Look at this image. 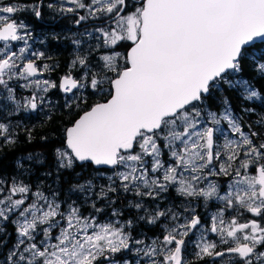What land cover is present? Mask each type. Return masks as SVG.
<instances>
[{"label": "snow or ice", "instance_id": "6c2138e0", "mask_svg": "<svg viewBox=\"0 0 264 264\" xmlns=\"http://www.w3.org/2000/svg\"><path fill=\"white\" fill-rule=\"evenodd\" d=\"M43 2L0 0V91L17 111L41 108L50 89L70 94L64 107L83 108L64 128L62 145L55 149L57 172L90 161L112 174L95 199L92 181L73 185L71 191L85 194L81 203L70 196L61 199L57 191L46 195L38 186L33 191L22 179L0 175L2 264H132L124 258L129 253L135 254V264L145 257V264H186L189 234L202 225V218L187 207L150 209L143 202L145 197L156 201L170 189L222 205L201 232L196 259L230 254L240 264H253V259L264 264V251L258 248H264V128L249 126L246 131L227 96H222L218 112L207 104L224 87L246 100L261 95L240 73L248 62L264 77V52L252 51L257 41L264 43V0L48 3L61 14L76 13L77 25L86 20L103 24L87 33L95 45L75 56L58 83L34 78L53 67L37 64L45 53L31 49V31L16 15L30 10L39 18ZM17 41L23 45L13 50ZM73 43L79 46L81 41ZM97 52L98 58L93 56ZM10 82L33 91L21 103ZM97 94L100 102L89 104L88 95ZM0 138L15 144L9 123L0 121ZM28 138H33L30 131ZM17 167H22L19 161ZM210 177L229 178L226 188ZM117 186L140 198L129 202L144 212L137 220L155 225L164 217L169 222L161 236L146 243L133 235L134 220L122 219L116 208L105 213L115 203L108 193ZM101 200L109 203L98 207ZM230 210L236 214L226 219ZM7 224L14 226L11 247ZM205 232L216 234L219 243L207 239ZM220 245L223 249L217 250Z\"/></svg>", "mask_w": 264, "mask_h": 264}, {"label": "trees", "instance_id": "16d2710c", "mask_svg": "<svg viewBox=\"0 0 264 264\" xmlns=\"http://www.w3.org/2000/svg\"><path fill=\"white\" fill-rule=\"evenodd\" d=\"M20 16V19L32 24L34 28L37 29L36 32H40L46 29V27L48 30H52L53 36L49 38L48 41L49 47H52L49 63L53 67L51 71L53 74H51L53 77L52 80L58 83L60 77L66 74L69 68L66 63L70 61V57L73 55L69 50L70 40L73 39L70 33L74 31L67 30V33L62 36L61 42L54 43L53 38L58 27L56 22L51 21L53 19L49 17L46 19L42 17L37 18L30 10L21 12ZM256 43L257 48L252 51L259 55L264 52V43L260 41ZM126 46H129V44ZM261 61L264 62V59H261ZM240 76L249 80L260 93L264 94V77H262L251 63L246 62L244 64ZM222 96H227L229 98L232 108L241 114L240 120L246 127L251 126L252 129H257L256 131H260L264 128V123H262L264 122V117L262 115L264 113V99L260 100L259 98H253L252 100H246L239 96L236 91L224 87L223 93L215 92L213 96L207 99V104L214 109L220 108ZM65 99L66 97H63V93L60 89L55 88L49 90L47 93V102L41 108L34 111L24 109L17 111L15 107H11L10 111L8 106L10 101L4 99V96H0V121L7 122L11 125L16 140L15 144H4L3 139L0 138V175H3L5 178L15 176L22 179L25 183L32 185L33 188L37 186L40 187L46 194L57 191L61 199H67L70 196L72 200L75 199L80 202L85 199V194L71 191L72 186L76 184H86V182L90 180L92 183H97L91 196L92 199H95V193L100 191L96 190L97 187L102 186L101 180L106 182L105 178L100 179L99 176L102 173H111L107 171L106 167H98L93 165L90 161H86L77 162L73 168L62 169L59 173L57 172L55 149L62 145L64 128L70 126V121L78 118L77 113H80L83 108V106L81 109L65 108ZM100 100L101 96L99 94L88 95L89 104L100 102ZM245 109H252V111H245ZM49 116L51 117L50 119ZM29 131L33 137L31 140L28 138ZM41 137H47V140H42ZM29 154L33 155L32 160L27 159ZM17 161L22 165L21 168L17 167ZM49 173H51V175H49ZM58 176L59 179L57 178ZM175 194L177 195L175 196ZM108 197L110 200L115 201V203L106 207L105 213L110 214L112 208H116L123 214L122 219L134 220L133 235L136 236V238H140L141 236L147 238L152 235L158 236L161 234L167 220L161 217L155 225L149 224L143 220H137L136 218L144 215V212L130 205V201L132 203L139 202L134 193H125L117 186V191L114 193L109 192ZM174 199H181V195L174 189H170L168 193H164L163 199L157 200L158 205L162 204L159 208L164 210L173 206ZM108 203L109 200H101L97 202V206L104 207ZM194 207L197 208V204ZM88 210L90 209L86 208V211ZM250 215L251 214H246V218H250ZM101 219H104V217H101ZM206 220H208V218L205 214L203 223H205ZM13 228L14 226L11 224H7L5 227V231L11 233V235L8 236V247H11L15 239ZM189 242L192 243L191 241ZM187 246L184 253L186 264H191L192 261H200L195 257V252L198 249L196 247H191L189 244ZM4 251H7V249ZM0 264H2V260H0Z\"/></svg>", "mask_w": 264, "mask_h": 264}, {"label": "rangeland", "instance_id": "374dc122", "mask_svg": "<svg viewBox=\"0 0 264 264\" xmlns=\"http://www.w3.org/2000/svg\"><path fill=\"white\" fill-rule=\"evenodd\" d=\"M29 1L30 0H19V3L21 4H26V5H30L29 4ZM31 4L34 3V0H31ZM59 3L57 4V6H59V4L61 3H64L65 0H58ZM69 7H71L72 5H68ZM50 9V8H49ZM53 10V9H52ZM80 13H83V15H86V12L85 10L83 9H80L79 10ZM21 13H18L17 16L18 18L21 17L20 16ZM20 19V18H19ZM22 20V19H20ZM25 24L28 25L29 27V30L31 31V39L28 41L29 45L31 46V49L33 51H40V52H43V49L42 47L44 48V34L40 33V32H36L37 29L34 28V26H32L31 24H29V22L25 21V20H22ZM51 21H55L54 19L51 20ZM85 23H88L87 25H85L84 27L82 26H79L78 27V30L70 33V36L73 37L74 40H80L81 41V44L79 45V47L77 48V50L75 51V55L72 57V59L70 61H67L66 64H68V66L71 64V61L75 58V56L79 53L81 55L85 54L89 48L90 45L94 46L96 41L93 39V38H90L87 33L88 32H91L93 31V29L95 27H99V26H103L100 25L97 22H93L92 20H86L84 21ZM51 29V28H49ZM49 41V38H48V35H47V42ZM3 42H0V44H2ZM16 47L13 48V50H17L18 47L22 46L23 45V42L22 41H17V42H12ZM130 44V42H126V45ZM41 47V48H40ZM119 51L121 52H124L125 49L124 48H120L118 49ZM68 54H69V51H68ZM93 56L98 58L99 56V52L97 53H93ZM43 62H39L37 61V64L38 65H42L43 63H48L50 64L49 62H45L44 60H42ZM262 62V61H261ZM51 65V64H50ZM52 66V65H51ZM66 66V65H65ZM67 68V67H66ZM52 72H45L42 76L38 75L34 78H38V79H49V80H52L53 77L51 76ZM53 75V74H52ZM53 81V80H52ZM19 83H24V81H20ZM10 86L13 87L15 89V95H16V99L21 101V103H23V98L25 97H28L31 95L32 93V89H26V88H21L18 86V84L16 82H10ZM255 89L260 93V91L255 87ZM51 90V89H50ZM87 94V93H86ZM7 93L6 92H3V91H0V96H6ZM70 94H63V97H66V96H69ZM216 97V95H215ZM256 98H259L260 100L264 99V94L261 93V95L259 97H256ZM217 100V98H216ZM8 102V101H7ZM9 109L11 111V107H15V104L10 101L9 103ZM209 106V105H208ZM210 107V106H209ZM16 108V107H15ZM221 108V107H220ZM220 108L218 109H214L213 107L210 109L212 111H219ZM22 109V108H21ZM20 109V110H21ZM233 109V108H232ZM18 110V111H20ZM233 115L242 123V126L244 127V129L247 131L249 127H246L243 122L240 120V116L241 114L236 112L234 109H233ZM263 117H264V113L262 114ZM220 127H223V128H226V124L225 123H222L220 125ZM253 130H257V129H254ZM229 136L230 138H234V137H231V133H229ZM223 142L222 138H221V143ZM112 173H102L99 178L100 179H103L105 178L106 182H104L103 180L101 185L107 187V185L109 184V181L107 179L108 176H110ZM209 179L211 180H215L216 182H218L221 186V188H226L227 186V181L229 178L227 177H210ZM93 184V190L92 192L94 191L95 189V186L97 183H92ZM118 184V182H117ZM100 187L101 186H98L96 190H100ZM33 191H35V188H33ZM46 194V193H45ZM48 195V194H46ZM163 195L162 194V198L158 199V200H161L163 199ZM177 194H175L176 196ZM139 202H140V198L137 197ZM75 200V199H74ZM77 201V200H75ZM78 203H81L80 201H77ZM146 205V207L148 208H156L157 205H158V201H152L151 199L145 197L144 198V201H143ZM197 204V208H195L194 206ZM162 205V204H161ZM161 205H159V207H161ZM175 208L179 211H182L184 210V208H189L190 211L194 209V212H192L191 214H195V215H199L201 218H202V225L201 226H198L197 229H193L192 233H190V241L192 243H188L191 247H196V243L199 242V239H200V235H201V232L204 230V229H207L208 227H210V217L215 214L217 212V209L218 207H221L222 205L218 202V201H215V200H210L208 202H205L204 199L201 197V198H192V197H184V196H181V199L179 200H175L174 199V205ZM172 207V206H171ZM203 208V209H202ZM161 210V209H160ZM207 212V213H206ZM190 213H185V215H189ZM205 214H206V217L208 218V220L205 221V223H203V218L205 217ZM236 213L232 212L231 210L226 214L225 218L228 219L230 218V216L232 215H235ZM250 218L251 215H250ZM169 222L167 221L166 224H168ZM165 224V225H166ZM207 237V239L209 240H215L217 241V243H219L218 241V237L216 236V234L214 233H211V232H205L204 233ZM158 236H161L158 235ZM158 236H155V235H152L151 237H147L145 238L144 236H141L140 238H144L146 243H149L151 241V239L155 238V237H158ZM139 239V238H137ZM188 247V246H187ZM223 245H220L218 247L217 250H222L223 249ZM259 250L260 251H264V248H260L258 246ZM129 256H125L124 258L125 259H129L130 261H132V264H135V254L134 253H129L127 254ZM147 261V258H142L141 260V264H145V262ZM186 261V260H185ZM191 264H240V260H239V257H236L234 255H231V258H230V254H226L224 257H215V256H205L202 260L198 261V262H194L192 261ZM253 264H259V261H256L255 259H253Z\"/></svg>", "mask_w": 264, "mask_h": 264}, {"label": "flooded vegetation", "instance_id": "af4514ba", "mask_svg": "<svg viewBox=\"0 0 264 264\" xmlns=\"http://www.w3.org/2000/svg\"><path fill=\"white\" fill-rule=\"evenodd\" d=\"M31 2L32 1L30 0L29 4H31ZM34 2H35V0H34ZM128 2H129V5H132V4L136 3V0H128ZM48 3H55L57 5L59 3V1L58 0H44L43 6H42V16L41 17L44 18V19H46L47 17H49L51 19H54L55 21H53V22H56L57 27H58V29L55 31V34H54V38H53V42L54 43L61 42L62 36H63V34L67 33V30L76 31V30H78L79 26L84 27L85 25L88 24V23H85L84 21H82L81 24L77 25L75 23V20L77 19L76 13L61 14L59 12H56L54 9L52 10L51 8L49 9L47 6H45ZM132 10H134V9L130 6L129 7V11H132ZM80 14L83 15V13H80ZM98 23L100 25H102V22L98 21ZM40 33L41 34L43 33L44 34V38H45L44 39V48L42 47L43 52L45 53V57H46L44 59V61L45 62H49L50 59H51V49H52V47H49V45H48L47 35H48V38H52V36H53L52 30H48L47 27H46V29L41 30ZM73 41H74V39L70 40V46H69V50L73 54L70 57V60L75 55L74 53L77 50V48L79 47L76 44H74ZM39 62L40 61H38V63ZM41 62H43V61H41ZM74 74H76V73H74ZM63 75H65V74H63ZM63 94H65V93H63Z\"/></svg>", "mask_w": 264, "mask_h": 264}, {"label": "water", "instance_id": "95a60500", "mask_svg": "<svg viewBox=\"0 0 264 264\" xmlns=\"http://www.w3.org/2000/svg\"><path fill=\"white\" fill-rule=\"evenodd\" d=\"M0 42H2V41H0ZM257 42H259V41H257ZM98 167H105V166H98Z\"/></svg>", "mask_w": 264, "mask_h": 264}]
</instances>
